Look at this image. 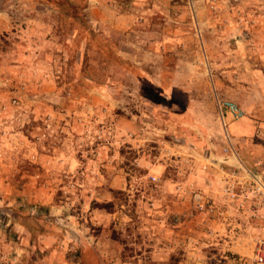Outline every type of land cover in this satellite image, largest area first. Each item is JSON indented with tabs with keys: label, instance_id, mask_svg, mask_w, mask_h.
Returning a JSON list of instances; mask_svg holds the SVG:
<instances>
[{
	"label": "rangeland",
	"instance_id": "rangeland-1",
	"mask_svg": "<svg viewBox=\"0 0 264 264\" xmlns=\"http://www.w3.org/2000/svg\"><path fill=\"white\" fill-rule=\"evenodd\" d=\"M207 162L264 176V0H0V264H239Z\"/></svg>",
	"mask_w": 264,
	"mask_h": 264
},
{
	"label": "built area",
	"instance_id": "built-area-1",
	"mask_svg": "<svg viewBox=\"0 0 264 264\" xmlns=\"http://www.w3.org/2000/svg\"><path fill=\"white\" fill-rule=\"evenodd\" d=\"M215 109L222 127H225L227 119L238 120L244 115L243 110L229 100L216 99ZM225 151H231L228 142ZM223 164H217L213 171H210L212 163L200 164L199 170L205 174V189L194 187L193 183L187 182L183 187L177 184L175 192H186L192 199L196 211L209 216L208 221H205L208 225L213 217L219 214L218 207L230 210L243 218L264 219V213L262 215L258 213L264 211V176L257 175L238 162L234 167L227 169ZM151 180H156V177L151 176ZM239 260V264H264V237L260 235L255 237L250 256Z\"/></svg>",
	"mask_w": 264,
	"mask_h": 264
},
{
	"label": "crops",
	"instance_id": "crops-1",
	"mask_svg": "<svg viewBox=\"0 0 264 264\" xmlns=\"http://www.w3.org/2000/svg\"><path fill=\"white\" fill-rule=\"evenodd\" d=\"M227 122H228V124L231 123V121L228 120V119H227ZM228 162H229V161H228ZM217 164H218V163L212 162V166H213V167H210V170H211V171L215 170V166H216ZM230 164H231V163H230ZM235 164H236V163H235ZM226 166H228V165H226ZM233 166H235V165H233ZM202 178H203V175H202Z\"/></svg>",
	"mask_w": 264,
	"mask_h": 264
}]
</instances>
